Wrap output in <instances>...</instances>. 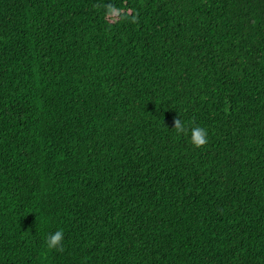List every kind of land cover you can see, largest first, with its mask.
Returning a JSON list of instances; mask_svg holds the SVG:
<instances>
[{
    "label": "trees",
    "instance_id": "1",
    "mask_svg": "<svg viewBox=\"0 0 264 264\" xmlns=\"http://www.w3.org/2000/svg\"><path fill=\"white\" fill-rule=\"evenodd\" d=\"M0 264H264V0H0Z\"/></svg>",
    "mask_w": 264,
    "mask_h": 264
},
{
    "label": "clouds",
    "instance_id": "2",
    "mask_svg": "<svg viewBox=\"0 0 264 264\" xmlns=\"http://www.w3.org/2000/svg\"><path fill=\"white\" fill-rule=\"evenodd\" d=\"M175 130L178 135H187L190 131V139L193 145L197 148L204 146L207 143V129L199 125H192L190 128L186 126L181 120H176ZM63 231L57 230L50 233L45 238L46 247L48 249H55L57 251H62L63 246Z\"/></svg>",
    "mask_w": 264,
    "mask_h": 264
}]
</instances>
